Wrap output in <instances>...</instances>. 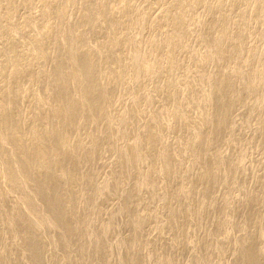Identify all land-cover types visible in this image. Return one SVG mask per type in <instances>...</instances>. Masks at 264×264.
Wrapping results in <instances>:
<instances>
[{
	"label": "rangeland",
	"instance_id": "obj_1",
	"mask_svg": "<svg viewBox=\"0 0 264 264\" xmlns=\"http://www.w3.org/2000/svg\"><path fill=\"white\" fill-rule=\"evenodd\" d=\"M263 4L264 0H0V136L5 137L0 150L12 153L7 161L0 160V248L2 243L12 249L18 246L14 251L19 253L24 244H17L21 241L15 238L14 244L13 234L35 233L43 257L55 258L58 263L53 264L67 263L57 229L49 228L29 208L22 200L21 190L11 185L5 175L4 169L19 167L16 160L21 158L30 169L24 174L25 179L30 175L39 180L51 176L69 192L81 193L84 189V193L90 194L84 183L87 181L80 176L84 172L102 190L103 194L94 200L96 210L91 209L90 213V205L82 204L81 195L74 208L80 214L87 212V216L99 211L100 217L98 213L91 215L103 220L95 224L99 233L102 229L104 233V223L110 216L115 217L114 225L111 223L113 226L104 233L105 242H109L105 244L111 246L106 249L112 248L113 252V256L108 255L112 257L111 264H202V259L209 264H239L243 258L241 249H251L264 264V106L257 107L255 95L247 91L239 77H234V85L224 95L239 99L226 118L227 125L216 130L205 122L207 116L194 108L196 103L191 104L195 102H190L193 97L187 92L179 96L176 93L186 83L195 86L199 83L193 80L198 73L195 62L207 52L204 43L195 37L199 32L209 41L224 33L239 35L236 41L224 44L219 60L202 66L205 72L234 65L236 62L230 57L233 50L247 56V63L238 62L242 68L249 69L259 62L264 65V22L256 19ZM90 5L101 13V18L95 22L90 19L94 28L85 31L86 42L103 47L99 65L112 74L101 82L108 87L111 100L96 110L99 120L95 125L79 129L71 126L66 135L60 134L58 144H67L64 149L68 155L71 154L68 143L80 141L81 151L85 152L91 145L90 133L101 129L104 135L100 147L106 148H100L92 161L74 164L66 180L55 157L50 173L35 165L38 160L47 159L49 137L61 128L62 110H48L56 102L42 85L60 54H64V59L76 55L71 54L70 46H64L61 30L69 24L75 26L71 28L77 31V36L84 34L89 27ZM181 12L185 13V19L192 20L179 26L175 20L183 19ZM181 27L194 52L179 51L165 42ZM77 40L81 42V38ZM34 48L39 55L31 53ZM83 50L90 52L88 47ZM141 53L149 61L164 62L165 66L159 67L155 76L147 75L135 82L133 57ZM167 56H171L170 62ZM116 71L123 75L117 77ZM220 78L213 83H220ZM140 91L150 97L133 100L132 96ZM38 96L42 100L38 101ZM216 109L211 107L210 113ZM161 113L166 121L158 123L155 116ZM107 116L118 124L112 136L105 131ZM158 131L163 132L165 140L156 139ZM198 132L202 138L190 140ZM34 133L46 137L43 141L42 137L36 140ZM212 135H219V142L205 145L204 138ZM187 145L189 151L183 154ZM165 147L170 151L168 161L175 165L161 172L156 166L161 163L158 154ZM199 152L201 157L195 160ZM216 152L223 156L218 169L212 165ZM143 157H149L150 161H143ZM238 160L242 163L231 173L232 163ZM207 167H212V171H206ZM145 176L150 185L141 188L138 184ZM37 203L43 206L40 197ZM74 208L72 205L66 208L69 226L73 222L69 211ZM132 216L139 220V230L133 228ZM132 237L140 247L134 250V245L131 256ZM78 239L79 236H72L70 240L76 243ZM14 251H9L13 261L11 254L5 253L12 261L4 257L5 263L29 264L28 258L20 260V253ZM77 253L73 252L74 256ZM108 253L110 250L103 255ZM86 264L92 263L87 260Z\"/></svg>",
	"mask_w": 264,
	"mask_h": 264
},
{
	"label": "bare ground",
	"instance_id": "obj_2",
	"mask_svg": "<svg viewBox=\"0 0 264 264\" xmlns=\"http://www.w3.org/2000/svg\"><path fill=\"white\" fill-rule=\"evenodd\" d=\"M180 14L183 17V19L175 20V22L179 26L185 25L186 22L192 20L191 18L190 20H188L189 18L185 19V13L181 12ZM87 17L89 19L88 21L89 27L87 26V28L84 29V34H79L77 36V31H73V28L75 26L74 27L71 25L69 26V24H67V26H65L61 30L62 34L60 33L61 34L60 36L65 37L62 38L65 44L64 46H68V47L70 46L71 54L73 52L74 54L76 53V55L72 54L70 56H67L66 59H64L62 58L64 54L62 56L60 54L63 52L59 51L60 59H58L57 63L55 62L56 65L52 67L53 69L51 70L52 72L50 73V75H48V80L42 85L43 86L42 89H44L47 95H49L53 99V101L56 102L54 105L49 106L48 110H50L51 112H55L56 109L58 111L62 110V114H59L60 115L59 123L61 128L57 130V133L55 134L52 133L51 136L49 137L48 140L49 143H47L48 144L47 159L38 160V162H36L35 165L37 166V168L46 171L47 173H50L51 170L53 169V163L55 162L54 161V157H55L57 160L59 159L57 163L61 168V176L63 177V179L66 180L70 178L72 166L74 164L77 165L83 163L86 164L87 162L92 161L95 155L98 154V152H100V148L102 147L100 140L103 139L104 131L98 129L97 131L90 133L91 145L85 152L81 151L82 143L80 141L75 143L69 142L68 145H71V154L68 155H65V149H64V146H67V144L65 143L58 144V140H59L58 138L60 134L66 135L67 131L71 126H75L76 128L79 129L84 126H91L92 124L95 125L94 123H97L99 120L98 118L99 116L96 110H98L105 103L111 100L108 87L101 82L105 77L112 74V72L108 68L107 69L109 71L106 68L105 69L103 68L104 70L100 68L99 63L102 56L103 47L99 46V43H97V46L95 45L97 48L93 47L94 45L92 44L96 42L93 43L90 42L91 43L90 46L89 45L90 43L88 44L86 42L87 35L85 34V31H87L88 28L89 31L90 30L92 31L94 28L92 27L93 24L92 22H90V19L94 20L93 22L98 21L101 18V13L98 11H94V9L90 5L89 10L87 12ZM256 19L261 22H264V4L259 6L258 11L256 13ZM193 20L196 21L197 17L195 16ZM197 32L198 31L194 33ZM185 33L186 32L184 28L181 27L176 33L172 34L167 40H165V42L168 44V46L178 48L179 51L180 50L185 51V49L186 51H190L191 48L189 46L191 45L187 43L188 41L187 42L185 41L187 39L186 36L187 34ZM195 37L199 38L202 41V43H204L205 45L204 47H206L207 49L206 55L204 57L201 56V58L200 57L197 58L195 62V68L198 69V73L196 76L197 78L193 80L195 81V83H197L196 80H198L199 83L196 84V86L195 84L193 85L192 83H186L185 86H183L184 88L182 89V91L179 92L178 90L175 89L177 95L179 96L180 93L187 92L190 95V97H193V100L192 98H190L191 99L190 102L191 101H195V102H192L191 104L195 105L194 103H196L195 105L196 107L194 108H198L197 110L200 111V114L203 113V115H206L207 118L205 122L208 124H212L213 127L216 128V130L220 129L224 125H227L226 118L228 114L232 112L235 103L239 99L237 97L227 98L224 95L227 92V90L232 88V86L234 85L233 82L234 77H239L241 79L243 86L246 87L247 91L255 95L256 98L255 105L257 107L264 106V90H261V88L264 87V65L262 62L257 63L256 65H254L249 69L242 68L239 65L240 63L238 62L247 63V58H246L247 56L244 53H242L240 50H233L230 52V57L233 59L234 62H236L234 65L225 67L224 69H221L217 72H210V71L205 72L204 69L202 68V66L204 65L219 60L222 57L220 52L223 50L224 44H226L227 42L236 41L239 38V35L238 34L226 35L224 33L222 36L220 37L218 36L219 38L214 41H209L208 39L207 41L205 38H203V34H201V32L197 33ZM78 38H81V42L77 40ZM90 40H88V42ZM262 42L264 43V36ZM83 47H88L90 52L89 53L84 52ZM36 50H37L36 48L31 49V53H35V55H39V52ZM166 59H169V61L167 62H170L171 56H167ZM133 61L135 64V70L133 69L134 71H133L132 79L135 82L141 81L147 75L151 76L152 74L155 76V72L158 71L159 67L165 66L164 62H162L161 64H157V62L149 61L147 57L142 53L136 54L133 57ZM44 72L45 71H43V73ZM45 73H49V72H45ZM121 75H123L122 72L116 71L117 77ZM218 77H221L220 83L214 84L213 82L216 81ZM220 92H222L224 96L220 97L219 96ZM149 97L150 95L148 96V94L144 93V91L142 94V91H140L137 94L133 95L132 99L141 100L143 98L148 99ZM40 98L42 100V97L39 96L37 97L38 101L40 100ZM210 106L217 108L213 114L210 113V109H211ZM162 114L163 113L158 114L161 116L158 115L155 116L157 118L158 123L162 122V120L165 118L164 114L163 115ZM106 121H107L106 126H108L107 128L109 130L106 128L107 130L105 131L112 136L118 124L112 118H110V116H107ZM163 121H166V119ZM57 124L58 123L55 124L56 127ZM14 126L15 124H13V127ZM33 137L36 140L42 137L40 140L43 141L46 136H41V134L39 135L34 133ZM155 137L157 140H162V139L165 140L164 134L161 131H158L155 134ZM200 138H202V135L201 133L198 132L196 133L195 138L190 140L194 141ZM220 138L221 137L219 135L217 136L212 135L211 138L208 137L204 138V143L207 146L210 145L212 146L215 145L217 142H219ZM4 140L5 137L2 138L0 136V145L4 142ZM190 140H188L187 142H189ZM109 147L112 148V145H109ZM105 148L106 147L101 149L104 150ZM182 151L183 154L184 153L186 154V152L189 151L188 145ZM11 155L12 153L9 152L8 150L5 149L0 150L1 161H7V159L10 158ZM169 156H170V151L167 147L163 148L162 151L158 154V158L160 159L161 163L160 165H157L156 168L159 169L161 172L167 171L169 170L170 167H173L175 165V164H171V161H168ZM200 157H201V153L199 152L198 154L195 155V160L196 158L200 159ZM142 160L148 162L150 161V158L143 157ZM222 160H223L222 154L216 152L212 163L213 167L215 169H218V166L220 165ZM242 160H238L237 163L235 164L232 163L233 168H231V173L236 171L235 169H237L240 166ZM16 161L19 163V167L17 168L13 167L12 169L9 168L4 169L5 175H7L8 181L11 185L21 190L22 200H24V202L27 203L29 208L38 217H40V219L43 222L45 221L48 227L53 226L57 229L58 239L59 241L64 243L65 246L64 250H65L67 263L64 262V264H86L87 260L92 264H111L112 257L108 255L113 256V252H111L112 248L106 249L107 245L105 243H109V242L107 241L105 242L107 238H104L105 236L104 233L108 231L110 226L112 227L114 225L112 222H114L113 219H115V217L110 216L109 218L110 220L104 223L105 224L103 226L104 233L102 229V232L100 233L103 235H100V233L96 231L99 229H96L97 225L95 226V224H97L96 221L99 223L101 221V218H99L100 220L95 219V217L92 218L93 216L99 215L98 213L99 211L94 212V213H98L97 215L96 214L93 215L94 213L91 214L93 216L90 215L92 210L97 209L94 200L103 194L102 190H100L99 187L95 186L90 180V178L87 177V174L84 172H80V176L82 179H85V181H87V183L86 182L84 183L87 185L86 189L88 188L87 191L88 193L90 192V194L84 193L85 191H82L84 189H81V193L69 192L66 188H64L63 185L56 184L51 176H46L42 180H39L36 176L34 177L33 175H30L27 177L28 178L27 180V178L26 179L24 178V174H27L30 169H28V167H25V165H23L24 163L22 162L21 158ZM209 170L212 171V167L206 168V171ZM85 184L84 186H86ZM138 185L141 188H143V186L144 187L149 186L150 184L148 183L147 176L143 177L139 181ZM80 195H81L80 200L81 201L83 200L82 204L83 202H87V207L88 205H90V208L88 207V209L90 210L92 209L91 211L88 210V212L90 211L89 216H87L88 215L87 212H84L87 213L84 214L82 211L81 212L83 214L82 215L79 213L80 210L77 209L79 211L78 212L74 208L75 205L74 203L78 202ZM38 197L42 199L43 206L37 203ZM68 205H72L73 208L75 209L69 211V215H70L69 217L73 219V222L71 223L70 226L68 225V221L66 219V208L68 207ZM132 217L133 218L131 222L133 224V228L135 230H139L141 226L139 220L137 219L136 216H132ZM111 223L113 225H111ZM13 235L14 236H12V242L16 239L17 241H21V243L16 242L17 244H24V247L19 252L20 256L18 257H20V260H22L21 257H23V259L26 257V259L28 258V260L30 261L29 264H53L55 261H56L55 263H58L55 258L47 260L45 257H43L42 246L40 244L39 237L35 233L31 234L28 232L27 234L21 236L18 233H14ZM72 236H79V239L76 243H73L70 240ZM135 239L136 238L130 239L132 241L131 246L130 243L128 246H126L127 250L129 246L131 247L132 250L129 249L130 250L129 254L131 256L132 254H134L133 246L138 244ZM7 245L8 246L3 245L2 243L4 249H2L3 247L1 246L2 248H0V262H4L5 259L6 260L9 259V257L8 258L5 257L6 256L5 253H7L6 251H8L9 249L12 251L14 250L16 251V249H18V246H15L16 249L14 248L12 249L10 248L12 246L9 247V244ZM108 245L110 246V244ZM137 246L138 245L134 246V250L136 249L135 247ZM6 247L7 248L9 247V249L7 250ZM105 250L107 251L110 250V254L108 253L107 255L104 256L103 253L104 254L107 253V251L105 252ZM9 251L7 253L8 255L10 253ZM73 252H78V253L74 256ZM86 252H88V256H85ZM10 254L11 255L9 256L10 259L12 260L11 258L12 252ZM72 254L74 257L72 256ZM240 254L243 256V258H241L242 263L239 264H246L245 259L250 260L248 264H262L258 255L253 253L251 249H241ZM107 256L110 257L108 258L109 260L107 259ZM10 259L8 260L9 262L11 261ZM8 261L4 263L9 264ZM206 263L209 264L210 262H208L205 259L204 260L202 259V264H206Z\"/></svg>",
	"mask_w": 264,
	"mask_h": 264
}]
</instances>
